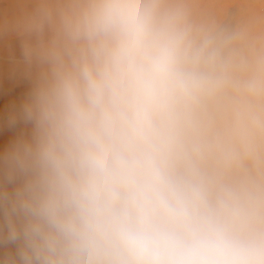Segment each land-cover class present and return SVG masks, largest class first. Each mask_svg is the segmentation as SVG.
Instances as JSON below:
<instances>
[{"label": "clouds", "instance_id": "9594fccd", "mask_svg": "<svg viewBox=\"0 0 264 264\" xmlns=\"http://www.w3.org/2000/svg\"><path fill=\"white\" fill-rule=\"evenodd\" d=\"M0 45V264H264V0H0Z\"/></svg>", "mask_w": 264, "mask_h": 264}, {"label": "rangeland", "instance_id": "374dc122", "mask_svg": "<svg viewBox=\"0 0 264 264\" xmlns=\"http://www.w3.org/2000/svg\"><path fill=\"white\" fill-rule=\"evenodd\" d=\"M18 55V52H17ZM0 81H3L5 86L8 88V95L18 94L22 90V86H18L15 83V78L13 76V64L10 59V54L7 48L0 45ZM6 99L4 93H0V112L3 111V103Z\"/></svg>", "mask_w": 264, "mask_h": 264}]
</instances>
